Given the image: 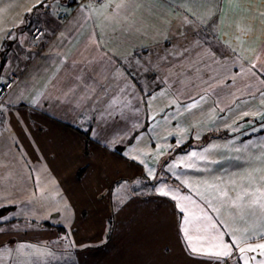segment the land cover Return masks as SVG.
Instances as JSON below:
<instances>
[{
	"label": "crops",
	"instance_id": "0c3cea01",
	"mask_svg": "<svg viewBox=\"0 0 264 264\" xmlns=\"http://www.w3.org/2000/svg\"><path fill=\"white\" fill-rule=\"evenodd\" d=\"M62 1L66 4L51 3L47 10L31 12L33 0H4L0 5L8 8L7 16L0 17V29H5L0 49L8 30L17 37L11 39L2 80L19 76L5 99L10 103L0 123V163L5 165L0 171L8 177L0 185V209L11 208L1 216L7 219L0 220L5 223L0 228V261L11 258L10 264H24L18 250L24 237L30 232L46 238L55 222L58 234L70 237L61 239L60 247L64 245L74 264H206L186 254L178 234L176 201L159 195L156 187L162 177L181 195L203 204L197 191L209 194L204 180L221 177L230 194L249 184L264 186V129L253 131L264 123L261 77L246 71L244 61L213 60L198 45L208 35L204 25L216 20L214 15L208 18L214 5L203 0H133L120 18L102 20L99 28L95 17L87 23L81 19V5L96 3ZM185 8L201 19L186 23L185 17H192ZM223 11L229 13L227 6ZM260 12L264 0H241L227 23L250 22L255 36L251 47L260 49L264 63ZM37 28L44 32L39 39L33 34ZM93 30L97 39L103 34L99 49L89 43ZM73 60L84 64L70 68ZM117 69L124 77L129 70L135 72L126 97L120 92L125 81L116 78ZM81 71L84 85L95 91L82 86L65 96L68 81ZM37 96L38 104L31 103ZM114 98L120 103L110 107ZM126 100L131 101L129 107L124 106ZM172 100L179 108L169 106ZM194 100L199 101L196 108L183 110ZM245 111L260 114L242 118ZM153 114L155 121L149 118ZM178 140L179 147L191 143L190 148L175 152ZM249 141L253 143L245 149ZM129 148L148 153L142 158L155 169L156 179L147 176L145 165L123 154ZM204 149L215 163L200 162V171L181 165L173 169L180 180L165 170V164ZM156 152L161 154L153 158ZM36 175L47 177L43 198ZM19 225L25 226L17 229ZM72 241L76 247L70 246Z\"/></svg>",
	"mask_w": 264,
	"mask_h": 264
},
{
	"label": "snow or ice",
	"instance_id": "6c2138e0",
	"mask_svg": "<svg viewBox=\"0 0 264 264\" xmlns=\"http://www.w3.org/2000/svg\"><path fill=\"white\" fill-rule=\"evenodd\" d=\"M208 5H214L209 8V19L212 15L216 17V20L212 24H205V32L208 34L204 41L197 42L198 45L203 49L205 53H208L211 58L219 62L220 57L227 59H233L234 62L244 61L248 67L246 71L251 72L252 75L261 77V83H264V63L260 62V49L251 47L252 41L255 39L253 29L250 22L247 19L241 20L236 24H228L229 15L231 14L233 7L238 6L241 0H203ZM4 0H0V5H3ZM193 3L200 4L201 0H193ZM133 5V0H96V6L92 4L81 5V19L84 23L88 20L96 18V28L101 26V21H111L120 18L124 13L128 11ZM40 6L51 7L46 3V0H33L31 7L28 9L29 12L33 8H39ZM227 6L229 13L225 14L223 9ZM185 11L192 17L190 20L188 16L185 17L186 23H193L195 20H200L194 12L190 9L185 8ZM8 8L0 6V17L7 16ZM259 16L262 23H264V12H260ZM20 23H23L21 20ZM79 23V22H78ZM201 23H204L201 20ZM84 25L81 24V27ZM15 27V25H14ZM225 28L232 29L231 33L225 31ZM5 29H0V32ZM35 38L39 39L44 35V32L37 28L34 33ZM62 35V34H61ZM8 36L10 39H17V37L11 34V30H8ZM97 33L93 30V33L89 37V43L95 45L97 49L102 46L103 34L101 33L100 39H97ZM204 45H207L205 48ZM215 46V51H212ZM83 55V53H81ZM67 62V58L61 60V66ZM92 61H87L91 63ZM77 63L84 64V61L77 62L73 60L69 65L70 68L75 69ZM137 70L140 67V62L137 61ZM245 63H241V69L245 68ZM86 66V65H84ZM145 71L148 69L145 68ZM60 71L59 68L56 70ZM117 79L123 78L125 83L120 87V92L126 96L131 93L132 85L129 83L130 79H135V72L129 70L127 77L120 73ZM55 79V76L53 77ZM51 83V81H49ZM55 86V85H53ZM90 88L92 92L95 88L92 86L84 85V73L81 71L79 74L70 78L67 83V90L64 92L65 96L75 94L77 88L81 87ZM11 85L8 82H4V88L0 89V95L4 94ZM103 87V85H101ZM107 91V88H105ZM143 91V90H142ZM261 91L262 103H264V90ZM43 95V93H40ZM205 97L201 96L203 100ZM155 99V96H149L147 103ZM39 96L33 99L31 103L38 104ZM10 103L9 101H0V116L6 111L5 104ZM120 103L118 98H114L111 101L110 107ZM199 101H193L191 104L184 105L185 111H190L197 107ZM131 105L130 100L124 101V106L129 107ZM179 105L176 100H172L169 104ZM123 112V109H121ZM109 115L112 113L109 112ZM260 113L245 111L242 114L243 117H255ZM152 121L156 120V115H150ZM167 118V117H165ZM138 125L134 124L133 128H137ZM231 127V126H229ZM264 129V123H261L259 128H254L253 131H260ZM177 132L181 131L176 129ZM134 137L133 139H137ZM196 139H199V135H196ZM115 143V141H113ZM180 141H177V147L180 146ZM252 141H249L243 145L245 149H248L252 145ZM261 145H264V139L260 141ZM239 152L240 149L236 148ZM135 152V154H133ZM261 153L264 154V147H261ZM126 157H130L134 161H138L140 164L145 165L147 169V176L151 179H156L155 169L147 167L143 156L148 155L147 152L142 153L139 149L129 148L123 153ZM161 153H152L153 158H158ZM200 162L205 165L215 163L208 156V149H204L201 152L191 151L186 155L182 156L175 163L169 162L165 164V170L174 176L177 180H180V176L177 175L173 169L183 165L185 169H193L200 171ZM5 165L0 163V169H3ZM207 171V168L204 169ZM31 175V174H30ZM8 179L2 171H0V185ZM36 187L41 192V197L46 189L47 177H41L36 175L34 177ZM264 180V177L261 178ZM215 182L204 180L203 183L209 189V194L203 196L197 191V195L203 201V204L193 200L189 195H181L179 188L170 187L165 180L161 177V182L156 191L159 195L169 197L176 201V210L179 214V226L178 234L182 238V244L186 254L206 261V264H264V186H255L249 184L242 191L237 192L235 189L231 190V194L221 177H215ZM139 183V181H137ZM184 185H188V180L182 181ZM199 183V181H198ZM59 195V192H57ZM32 196H36L33 192ZM63 199V198H62ZM65 208L68 206L65 204ZM224 209L225 211H221ZM55 211H60L59 207H54ZM7 217H0V220H6ZM225 237H228L226 240ZM61 239L70 240L69 236L62 237ZM71 247H76L75 242L72 241ZM25 245H21L18 250L25 248ZM32 247V246H27ZM8 251H11L10 249ZM39 252V250H36ZM44 254V253H40ZM47 255L51 256L52 253L48 252Z\"/></svg>",
	"mask_w": 264,
	"mask_h": 264
},
{
	"label": "rangeland",
	"instance_id": "374dc122",
	"mask_svg": "<svg viewBox=\"0 0 264 264\" xmlns=\"http://www.w3.org/2000/svg\"><path fill=\"white\" fill-rule=\"evenodd\" d=\"M51 3L56 6L66 4L62 0H56ZM56 225L57 224L55 222H52L51 226L55 229L52 231L51 235L46 238H43L45 237V235H43L42 233L32 235L30 232H28L29 236L24 237L23 241V245H25L26 247L21 250L24 256V264H74L72 259H70V257L68 256V252L66 251V249H63L65 248L64 245H61L60 247V243L63 240H61L62 236L59 235L56 230ZM24 226L25 225H19L17 229H20ZM38 247H40V249H38ZM37 249L39 250V252L36 251ZM2 252L3 250L0 249V257ZM48 252H51L52 255H47ZM10 253L11 251H6L7 257H9ZM10 259L11 258H7L6 263H2L0 261V264H10Z\"/></svg>",
	"mask_w": 264,
	"mask_h": 264
},
{
	"label": "trees",
	"instance_id": "16d2710c",
	"mask_svg": "<svg viewBox=\"0 0 264 264\" xmlns=\"http://www.w3.org/2000/svg\"><path fill=\"white\" fill-rule=\"evenodd\" d=\"M51 2H53V0H46V3L47 4H51ZM50 7H44V6H40L39 8H34L33 10H47V9H49ZM31 17L33 16V15H30ZM30 21H27L26 23H29ZM33 22H35V20H33ZM25 23V24H26ZM19 29H21V28H19ZM12 49H13V42H12V40L8 37L5 41H4V43H3V45H2V47H1V49H0V82L1 81H3L2 80V78H3V76H4V70H5V67H6V62H7V57H8V51L9 50H11L12 51ZM190 146H191V143L190 144H188V145H186V146H183V147H177L174 151L175 152H182V151H184V150H187V149H189L190 148ZM9 209H11V208H1L0 209V217L5 213V212H7ZM5 223H2L1 221H0V228L4 225ZM47 225H50V224H47Z\"/></svg>",
	"mask_w": 264,
	"mask_h": 264
},
{
	"label": "built area",
	"instance_id": "2783aa9c",
	"mask_svg": "<svg viewBox=\"0 0 264 264\" xmlns=\"http://www.w3.org/2000/svg\"><path fill=\"white\" fill-rule=\"evenodd\" d=\"M89 1H92V3H96V0H89ZM5 81L8 82L11 85V87L8 88L6 91H4L3 95H0V101H5L8 94L16 87V85L18 84V81H19V76L18 75H11L9 78L1 81L0 82V89L4 88V82ZM2 119H3V115L0 116V123H1Z\"/></svg>",
	"mask_w": 264,
	"mask_h": 264
},
{
	"label": "bare ground",
	"instance_id": "6f19581e",
	"mask_svg": "<svg viewBox=\"0 0 264 264\" xmlns=\"http://www.w3.org/2000/svg\"><path fill=\"white\" fill-rule=\"evenodd\" d=\"M74 2H78L77 0H73ZM81 2V1H80ZM81 3H92V1H89V0H82ZM20 30V29H19ZM35 33V30L33 32V34ZM35 36V35H34Z\"/></svg>",
	"mask_w": 264,
	"mask_h": 264
}]
</instances>
